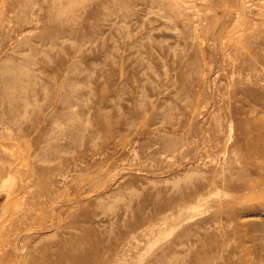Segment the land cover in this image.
Segmentation results:
<instances>
[{"label": "rangeland", "instance_id": "rangeland-1", "mask_svg": "<svg viewBox=\"0 0 264 264\" xmlns=\"http://www.w3.org/2000/svg\"><path fill=\"white\" fill-rule=\"evenodd\" d=\"M0 264H264V0H0Z\"/></svg>", "mask_w": 264, "mask_h": 264}, {"label": "bare ground", "instance_id": "bare-ground-1", "mask_svg": "<svg viewBox=\"0 0 264 264\" xmlns=\"http://www.w3.org/2000/svg\"><path fill=\"white\" fill-rule=\"evenodd\" d=\"M246 140V139H245ZM263 140V139H262ZM246 143V142H245Z\"/></svg>", "mask_w": 264, "mask_h": 264}]
</instances>
